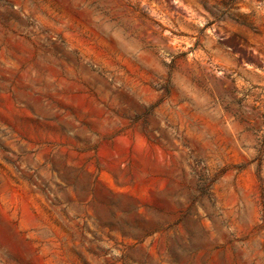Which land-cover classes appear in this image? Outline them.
I'll use <instances>...</instances> for the list:
<instances>
[{"label": "rangeland", "instance_id": "1", "mask_svg": "<svg viewBox=\"0 0 264 264\" xmlns=\"http://www.w3.org/2000/svg\"><path fill=\"white\" fill-rule=\"evenodd\" d=\"M0 264H264V0H0Z\"/></svg>", "mask_w": 264, "mask_h": 264}]
</instances>
